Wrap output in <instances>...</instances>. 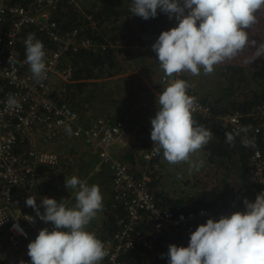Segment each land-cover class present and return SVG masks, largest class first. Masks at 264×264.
<instances>
[{"label":"built area","instance_id":"2783aa9c","mask_svg":"<svg viewBox=\"0 0 264 264\" xmlns=\"http://www.w3.org/2000/svg\"><path fill=\"white\" fill-rule=\"evenodd\" d=\"M60 1L0 0V219H3L0 228H4L10 245L16 250H28V243L35 239L41 228L46 227L49 231L53 228L51 222L45 223L22 208V198L23 191L35 190L44 167L59 163L58 153L40 146L48 145L60 136H69L72 141L79 140L94 148L99 164L107 165L111 171L118 228L101 239L109 255L100 264H126L122 257L136 249L155 251L154 242L162 234L173 238L178 231H192L200 219L230 215V208L224 206L216 212L206 208L173 212L160 206L149 186L148 166L138 175L110 152L111 144L123 134V122L104 115L87 123L70 102L54 94L50 86L52 78L66 82L71 77V64L63 63L67 53H99L114 47L112 43L98 42L90 37L84 24L61 28L52 17ZM160 14L174 27L178 23L174 16L170 19L159 9L155 17ZM82 17L92 29L96 28L91 13H83ZM27 27L37 30L53 44V47L47 45L46 76L39 81L33 77L26 59L20 58ZM154 42L134 45L141 53L152 54L159 64L151 48ZM183 75L167 77L163 73L160 79L166 86L173 79L184 80ZM187 92L196 98L192 114L201 119L213 121L232 132L250 126L244 121L242 112H213L192 89L188 88ZM10 98L15 102H10ZM249 115L253 120L251 131L241 132L239 137L255 138V145L250 147L249 172L260 193L264 191V151L258 141L264 133V100ZM66 128L71 129V134ZM156 156L153 149L142 152L146 165ZM14 223L23 229V235L13 229Z\"/></svg>","mask_w":264,"mask_h":264},{"label":"clouds","instance_id":"9594fccd","mask_svg":"<svg viewBox=\"0 0 264 264\" xmlns=\"http://www.w3.org/2000/svg\"><path fill=\"white\" fill-rule=\"evenodd\" d=\"M262 8L264 0H132L130 11L147 20L154 18L159 9L178 21L175 27L161 31L156 40H151L155 41L151 48L159 61L158 66L167 77H173L181 73L198 76L201 69L204 74H211L215 65L242 53L250 45L249 29L256 23V14ZM135 43L143 44L138 40L125 42L124 49L130 45L140 52ZM251 46L256 50L249 63L264 56V43L257 47L251 42ZM44 58L42 41L35 34H28L25 59L37 81L46 76ZM188 88L185 80L173 79L159 93L158 110L151 118L150 138L154 154L162 152L169 164L185 162L189 163L190 169L198 170L204 161L193 162L190 156L202 150L213 133L193 119L196 98L188 95ZM10 102L15 101L10 98ZM66 131L71 134L70 128ZM249 131L251 126L227 132L226 142L232 145L241 132L247 134ZM241 143L244 147H253L255 138L249 139L245 135ZM65 186L75 190L73 207L43 197L44 211L41 212L35 197L26 198V205L34 209L39 220L51 222L53 228L51 231L41 228L35 239L28 243V250L20 251H27L31 264H100L109 255L108 250L86 229L103 209L100 188L77 176L65 179ZM243 204L245 211H234L219 219L209 217L199 224L190 233L186 247L169 244L168 264H264V191L258 193L254 201L244 198ZM12 227L24 234L18 223Z\"/></svg>","mask_w":264,"mask_h":264},{"label":"trees","instance_id":"16d2710c","mask_svg":"<svg viewBox=\"0 0 264 264\" xmlns=\"http://www.w3.org/2000/svg\"><path fill=\"white\" fill-rule=\"evenodd\" d=\"M122 6L123 8L119 13L125 16V20H128L126 15L131 13L130 8L132 6V0H123ZM102 9L107 15L116 10L111 6V3L104 4ZM91 14L94 21H97V24L102 25L103 28L100 29V26H96V28L92 29L87 24L88 21L78 14L70 0H62L58 2L52 12V17L57 21L61 28L84 24L88 27V34L94 40L106 44H113L116 42V34L112 33V28L107 30V22L104 23V25L102 24V11ZM131 15L138 28L137 34L140 33L139 37L141 38L145 36L151 40H156L161 31L174 27L173 24L162 14L147 20L134 14H130V16ZM30 33L35 34V37L42 41L43 44L53 47V44L43 34L37 32V30H34L31 27H27L25 29L26 37ZM249 40L250 46L251 42H254L255 45L257 44V46H259L261 41L264 43V36L250 35ZM115 53L116 52L111 48L99 53H93L91 51L67 53L66 56L68 57L69 62L73 66H78V68L72 70L71 77L62 87L60 99L68 102L71 101L74 108L75 106L83 105L84 102H87L88 100L95 102L97 91L95 88L96 85L92 83L95 79L114 75V70H118ZM243 54L244 52L236 56V63H228L222 67L223 83L218 78V81L214 83L215 86L213 89L206 85L198 88L196 91L199 93L201 101L209 104L213 112L226 113L240 111L244 115V121L251 126L253 120L249 113L258 103L264 100V56L256 58L255 62L253 61V64L248 62L243 64L244 57L250 58L249 53L244 54V57H242ZM20 58L25 59V42L21 46ZM206 76L211 75L208 74ZM252 85H255L256 87L253 90H250ZM132 88L128 85L123 87L124 92L125 90H132ZM242 92L245 95L240 99L239 97ZM130 93L131 92H125V94L131 96ZM94 102L92 103V106L94 105ZM136 110L137 109L134 108V105L127 104L123 112L119 114L121 117L126 118L124 122L122 120L120 121L123 122V125L125 123V128L127 126L128 129L127 131L134 132L138 130L137 125H132L137 122L136 116L138 115V112ZM150 113L152 114V117L156 114L154 111H150ZM149 116L152 118L150 114ZM193 119L196 123L210 129L213 133L212 139L203 147L207 152L210 161L227 156L229 158L237 156L239 160L237 184L233 187L224 186L222 188L199 189L197 187L191 194L184 195H177L174 191L175 189H173V193L167 192L166 194L163 190L164 188H162L156 178H154L156 177V172H152L153 177L149 182V186L156 202L160 206L168 208L173 212L196 211L199 208H206L212 210V212H216L223 206L230 208L231 213L234 211H245L243 199L247 198L249 201H254L256 195L259 193V187L252 180L249 172L250 147H244L239 136L236 137L234 144L229 145L226 142L225 133L232 131H229L227 128L222 127L220 124L213 121L201 119L197 115H193ZM129 128L131 129L129 130ZM135 134H137V132ZM258 142L260 143L262 151H264V133L259 136ZM132 152L134 154V150H132ZM125 155L128 157V162L130 164L134 163L130 153ZM97 162L99 163V158ZM99 165L95 177L91 174L92 166L88 161H83L76 165L74 167L76 175H74V173L72 175L77 176L80 179L85 178L89 185L96 184L100 188L103 197L104 217L101 220L100 228L95 231L91 230L90 232L94 233L96 237L101 240L112 234L118 228L117 219L114 216L118 209L112 200L113 190L109 187V180H111L110 169L105 164ZM136 174L139 175L140 173L136 172ZM186 182L185 186H191L188 185L189 181ZM40 185L42 184H39V186ZM172 194H174V196H172ZM206 220V218L198 220L192 231H194L199 224L205 223ZM192 231H178L173 238H169L166 234H162L154 242L155 251L139 248L124 255L122 259L126 264H168L167 252L169 244L186 247ZM155 252L156 255H154ZM24 262L29 264L28 262H31V260L26 257L24 258Z\"/></svg>","mask_w":264,"mask_h":264},{"label":"rangeland","instance_id":"374dc122","mask_svg":"<svg viewBox=\"0 0 264 264\" xmlns=\"http://www.w3.org/2000/svg\"><path fill=\"white\" fill-rule=\"evenodd\" d=\"M74 8L77 10L78 14L82 17L83 13L90 14L94 12L102 11L101 18L102 24L107 22V30L112 28V33L116 34V42L112 45V49L116 55L118 70H114V75L104 76L99 79H95L92 84L96 85L97 96L95 102L92 100L85 101L83 105L75 106V109L81 113L82 118L91 123L93 120L100 116L106 115L114 120H126L125 117H121L119 114L123 112L127 104L134 105V108L139 114L140 120L135 122L132 125H138L139 133L145 132L144 135H139L142 138V141H129L125 147V150L120 149L117 151L115 157L121 159L126 164H128V157L125 155L130 153L133 159L132 164L129 163V166L134 172H141L147 167V171L152 178V172H156V180L159 182L164 192L173 193L174 191L177 195L191 194L195 188H222L224 186L233 187L237 184L238 178V158L237 156L218 158L216 160L210 161L208 159L207 152L202 149L197 153L191 154L190 159L193 162H199L200 160L204 161L202 167L198 170L190 169L189 163H179V164H169L161 154L157 155V158L151 161L148 165L143 160L142 155L135 152V146L138 143H142L143 149L151 150L153 147V142L150 138L151 132V118L152 114L150 111L158 110L157 100L158 96H155L156 90L160 93L164 87L161 82V76L163 74L161 68L158 66L154 57L150 54L142 55L140 52H136L130 45L128 48H120L124 42H119L124 40L126 42L132 43L133 40H138L140 42H148L151 40L148 37H139L138 28L133 21V16L128 13V20H125L122 14L119 11L123 8V0H70ZM111 3V6L116 10L109 15L102 9L104 4ZM124 5V4H123ZM102 9V10H101ZM259 14V13H257ZM83 18V17H82ZM101 23V22H100ZM96 26H100V29L103 28L102 25H98L95 21ZM261 24L256 26L255 34L260 36ZM138 35V36H137ZM141 36V35H140ZM44 51L45 56L49 54V47L45 44ZM257 46V44H256ZM258 47V46H257ZM251 50V53H250ZM256 50L255 47L248 46L243 51L244 54H250V57L254 54ZM244 54L242 57H244ZM63 58V63H70L68 57ZM68 59V60H67ZM244 63H247L249 58L244 57ZM256 60V59H255ZM255 60H253L255 62ZM250 63H254V62ZM228 63H236V57L226 60L221 64L214 66V71L209 74L211 76H206L203 69L200 70V75L193 76L191 73H184L183 78L188 83L189 88L192 89L196 96L199 97V93L196 91L200 87L209 86V88H214V83L218 81V78L223 83L222 77V67ZM249 63V62H248ZM71 64V63H70ZM240 64V63H239ZM71 73L73 69L78 68V66H73L71 64ZM113 70V69H112ZM120 70V71H119ZM208 75V74H207ZM97 80V81H96ZM220 83V82H219ZM65 82L55 78L52 80L51 88L54 94L60 97L62 87ZM128 85L132 90H125V92H131V96L125 94L123 87ZM256 86L252 85L250 90H253ZM249 90V91H250ZM248 91V92H249ZM206 92V91H205ZM245 94L242 92L240 99ZM130 101V102H129ZM94 105L92 106V103ZM70 104L72 102L70 101ZM72 106H74L72 104ZM155 115V114H154ZM125 126V123H124ZM125 132V127H123ZM131 128H129L130 130ZM137 131L130 132L135 134ZM127 131V126H126ZM122 135V134H121ZM66 138V137H65ZM63 136L58 137L57 139L50 142L48 145H41L40 148L58 153L60 155L59 163L54 167H44L42 170L47 174V180L49 185V191L40 195L39 203L43 197H51L57 200V202H63L67 207H73L75 205V190L67 189L65 186V179L72 177L73 173L76 175L74 167L78 165L77 163L72 164V160H67L68 156V147L66 146V139ZM125 141V140H124ZM132 142V143H131ZM133 144V145H132ZM133 148V149H132ZM134 150V154L132 152ZM62 156L65 157V160L62 159ZM128 162V163H127ZM134 165V166H133ZM41 169V167L39 168ZM136 170V171H135ZM41 171V170H40ZM108 174V173H107ZM109 175V174H108ZM82 180L87 181L85 178ZM186 181L188 185L185 186ZM88 183V181H87ZM38 184V183H37ZM110 189H112L111 184L109 183ZM37 190V185L35 190ZM31 192V191H30ZM42 193V192H41ZM40 194V193H39ZM174 196V194H172ZM41 206V204H40ZM42 207V206H41ZM44 211L42 207V212ZM36 216V213L34 214ZM103 209L97 213V215L90 221L86 226L88 231L96 230L101 226V220L103 218ZM25 254L26 258L29 256L26 255L27 251H20L12 248L10 243L7 241L4 228H0V264H26L24 259H18L21 255Z\"/></svg>","mask_w":264,"mask_h":264},{"label":"crops","instance_id":"0c3cea01","mask_svg":"<svg viewBox=\"0 0 264 264\" xmlns=\"http://www.w3.org/2000/svg\"><path fill=\"white\" fill-rule=\"evenodd\" d=\"M259 14H256L257 16V21L256 23L252 26L251 29H249V36L252 35H256L255 34V30H256V26L258 24H261V31L262 33L259 34L261 37L264 36V8H262L259 12ZM258 31V30H256ZM255 40V39H254ZM120 43L121 42H124V40H120L119 41ZM127 42V40H126ZM263 43L262 41L260 42V44ZM125 45H122L120 46V48H124ZM250 46V45H249ZM53 80L55 78H52ZM52 83V82H51ZM51 85V84H50ZM155 96H158L159 93H158V90H156V92L154 93ZM140 118H139V114L136 116V121H139ZM137 125V124H136ZM125 127V126H124ZM138 125H137V129H138ZM128 130V129H127ZM137 131V130H136ZM146 134L144 131L137 134H132L130 133V131H126V128H125V132H124V129H123V134L121 137H119L118 139H116L114 141V143L111 144L110 146V152L112 155H116L117 154V151L122 149L125 150V147L126 145L128 144L129 141H133L132 138H134V140L136 141H142V138H140L139 135H144ZM65 138V136H63ZM66 146L68 147V156H67V160L71 161L72 160V164L75 162V163H81L83 161H88L91 166H92V171H91V174L93 177H95L97 175V171L99 169V163L97 162L98 160V156H97V153L95 152L94 148L92 147H89V146H86L85 144H83L82 142H80L79 140H74L72 141L70 139L69 136H66ZM125 140V141H124ZM132 143V142H131ZM133 145V144H132ZM135 146V152L136 153H139L141 154V152L144 150L143 149V145L142 143H138L137 145H134ZM62 159L65 160V157L62 156ZM107 167V166H106ZM105 167V168H106ZM110 184H111V187L113 188L112 186V180H109ZM39 184H42L39 186ZM37 192L36 191H31V192H25L23 191L24 193V196L22 198V208L28 210L31 214H35V211L32 207L30 206H27L25 201H26V198L28 196H31V197H35L36 199V203L39 201V198H40V195L43 194V193H46L47 190L49 191V185H48V180H47V174L43 171V172H40V177H39V180H38V184H37ZM42 192V193H41ZM40 193V194H39ZM41 203H39V206H40ZM40 211L42 212V207L40 206ZM35 216V215H34ZM36 218L39 219V217L35 216ZM12 247V246H11ZM13 248V247H12ZM27 255V254H26ZM25 254L21 255L18 259H24L22 257H24ZM30 258V257H29ZM29 264H31V262H28Z\"/></svg>","mask_w":264,"mask_h":264}]
</instances>
